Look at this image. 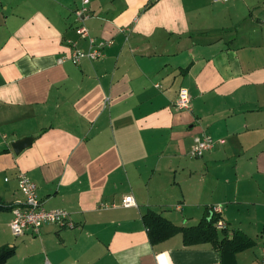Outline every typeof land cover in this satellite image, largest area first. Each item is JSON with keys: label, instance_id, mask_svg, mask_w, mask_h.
<instances>
[{"label": "crops", "instance_id": "obj_1", "mask_svg": "<svg viewBox=\"0 0 264 264\" xmlns=\"http://www.w3.org/2000/svg\"><path fill=\"white\" fill-rule=\"evenodd\" d=\"M83 1L0 0V203L22 200L24 173L73 224L14 237L0 213L5 264H222L180 234L152 245L143 223L189 227L214 206L254 243L234 264H264V0H88L79 22ZM79 27L111 44L60 63L88 51ZM203 135L214 148L191 158Z\"/></svg>", "mask_w": 264, "mask_h": 264}, {"label": "built area", "instance_id": "obj_2", "mask_svg": "<svg viewBox=\"0 0 264 264\" xmlns=\"http://www.w3.org/2000/svg\"><path fill=\"white\" fill-rule=\"evenodd\" d=\"M227 2L229 0H220ZM88 4V0L83 1V7L76 11L75 15L77 21H82L84 13L86 12L85 6ZM77 32L80 37L88 40L89 49L83 52L78 49H74L69 58L61 59L59 62L69 60L73 64H78L82 60L97 61L102 57V49L109 46L110 42L96 43L93 39L89 38L88 33L84 27H79ZM174 108L177 111H188L191 108L190 98L184 89H180L177 93V97L174 103ZM215 146V142L207 135L201 137H195L193 139L192 146L188 152L191 158H201L204 153L212 150ZM18 190L22 195V200L15 202L11 209L12 219L9 223V230L14 237L23 236L25 234L38 235L41 229L46 225H58L60 227H72L73 224L69 219V213L63 209L46 210L43 208L41 202L36 195V185L24 174L19 173L17 175ZM122 207L128 208L135 206L132 197L127 196L122 200ZM221 213V209L218 206L211 207L209 209L210 216H218ZM224 224L221 220L217 223V228L223 229ZM264 261V251H263Z\"/></svg>", "mask_w": 264, "mask_h": 264}, {"label": "trees", "instance_id": "obj_3", "mask_svg": "<svg viewBox=\"0 0 264 264\" xmlns=\"http://www.w3.org/2000/svg\"><path fill=\"white\" fill-rule=\"evenodd\" d=\"M12 207L0 203V213L11 212ZM219 220L218 216L207 214L196 225L178 227L152 211L143 216V223L152 245L180 234L185 247L209 244L220 253L222 264H234L235 255L251 248L254 243L239 231H234L232 237L229 238L225 227L220 230L217 228ZM14 253L11 247H0V264H5Z\"/></svg>", "mask_w": 264, "mask_h": 264}, {"label": "water", "instance_id": "obj_4", "mask_svg": "<svg viewBox=\"0 0 264 264\" xmlns=\"http://www.w3.org/2000/svg\"><path fill=\"white\" fill-rule=\"evenodd\" d=\"M32 141H33V138H25V139H21V140H18L16 142H14L11 145L13 152L16 155H18L24 149H26L27 147H29L31 145Z\"/></svg>", "mask_w": 264, "mask_h": 264}]
</instances>
